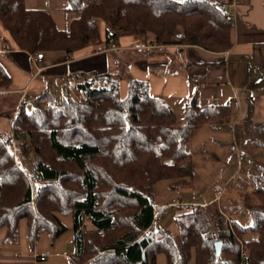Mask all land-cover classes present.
Segmentation results:
<instances>
[{
  "label": "trees",
  "instance_id": "16d2710c",
  "mask_svg": "<svg viewBox=\"0 0 264 264\" xmlns=\"http://www.w3.org/2000/svg\"><path fill=\"white\" fill-rule=\"evenodd\" d=\"M65 1L64 11L71 15L65 28L56 26L49 9L27 7L25 0H0V24L17 48L30 54L69 57L89 46L93 51L115 46L126 35L210 52L233 44L231 17L219 7L225 0ZM120 78L86 75L74 84L76 96L69 92L60 107L36 105L27 111L21 104L12 121L21 151L34 138L45 137L75 175L46 161L34 147L30 176L35 182L29 184L0 132V228L5 238L14 241L24 221L31 247L42 231L53 239L66 228L58 216L66 212L75 244L69 264H156L160 251L165 264H187L191 256L194 264H264V171L252 176V190L242 203L252 217L248 226L225 212L218 195L179 212L175 235L153 226L155 183L194 177L187 149L192 130L212 122L220 110L229 119L227 105L200 106L194 96L185 100V121L179 122L169 105L151 95L145 80L128 77L127 94L120 98ZM9 82L0 63V89ZM250 126L264 138V122ZM68 178L77 181L80 193L66 187ZM250 232L257 236L247 239ZM216 242H221L219 255Z\"/></svg>",
  "mask_w": 264,
  "mask_h": 264
},
{
  "label": "crops",
  "instance_id": "0c3cea01",
  "mask_svg": "<svg viewBox=\"0 0 264 264\" xmlns=\"http://www.w3.org/2000/svg\"><path fill=\"white\" fill-rule=\"evenodd\" d=\"M234 2L229 7L233 44L223 52L188 45H165L158 51L148 46L150 41L143 43L126 35L119 38L117 45L104 50L93 51L89 46L69 57L44 54L34 60L35 54L19 50L0 24V63L10 77L9 84L0 89V96L13 99L17 109L29 100L36 103L41 94L52 96L51 91L56 89L68 94L86 75L110 73L121 76L120 98L127 94V78L134 77L147 81L151 95L169 105L177 116L178 111L183 115L185 100L195 96L200 106L227 105L230 116L234 110L236 122H264V0ZM247 89L257 92L255 101L248 98ZM9 114L10 106L0 100L2 134L12 130L15 113ZM18 235L20 244H13L5 238V228H0V264H37L33 255L48 253L29 247L24 221Z\"/></svg>",
  "mask_w": 264,
  "mask_h": 264
},
{
  "label": "rangeland",
  "instance_id": "374dc122",
  "mask_svg": "<svg viewBox=\"0 0 264 264\" xmlns=\"http://www.w3.org/2000/svg\"><path fill=\"white\" fill-rule=\"evenodd\" d=\"M25 2L29 7L49 9L58 28H65L71 16L64 11V7L67 6L65 0H25ZM58 90L51 91L52 96L48 94L36 103L29 100L27 105H22L27 111L37 106L42 108L48 104L60 107L61 100L66 97L67 93L64 91L60 93ZM70 93L76 96L77 91L71 88ZM0 100L10 106L9 115L15 113L11 119L13 121L22 105L16 109L13 99L0 96ZM231 105L233 106V103ZM226 113L225 110H220L212 122L193 129L187 143V149L191 152L194 164L192 179H160L155 183L153 200L157 204V208L154 211L153 226L156 230L162 229L175 235L178 232L175 217L179 212L190 209L187 205L210 203L215 200L216 195L220 200L218 202L231 218L242 226L252 223V217L249 211L242 207V203L247 201L246 193L250 194L252 190L253 183L250 181L252 176L264 171V138L257 133L256 128L246 125V119L236 122L234 110L229 119H227ZM177 114L179 122H184V113L181 115L178 111ZM4 134L7 135V141L11 145L13 160L18 169L23 171L24 176L26 175L29 184L33 185L35 182L30 176L32 173L31 163L35 156L32 150L34 147L35 152L42 155L46 161L60 167L61 170H66L65 172L68 174H76L69 164L56 158L54 152L48 147L45 137L34 138L30 142V147L21 151V147H18L19 141L12 136L13 129L10 133ZM76 182L74 178H68L66 187L80 193ZM161 205L163 208H159ZM58 216L66 228L53 239L50 238L47 231L40 233L35 248L38 247L39 252L47 250L50 255L44 260L37 261V264H69V255L75 251V244L72 241V217L66 212L58 213ZM86 226L90 228L89 224ZM256 236V233L250 232L247 233L246 238L252 239ZM18 237L19 235L13 244H20ZM158 237L161 238V236ZM28 245L32 248L29 243ZM165 262L164 253L158 252L156 264H165ZM187 264H194L193 256L190 257Z\"/></svg>",
  "mask_w": 264,
  "mask_h": 264
},
{
  "label": "built area",
  "instance_id": "2783aa9c",
  "mask_svg": "<svg viewBox=\"0 0 264 264\" xmlns=\"http://www.w3.org/2000/svg\"><path fill=\"white\" fill-rule=\"evenodd\" d=\"M231 5H235V2L234 0H228V1H223L219 4V7L221 9H223L230 17H231V14L232 12L229 10V7ZM148 46L158 50V51H161L163 50L164 46L163 45H157V44H154L153 42H148ZM42 58V53H36L34 56H33V59L34 60H40ZM195 82L198 83L199 82V79L198 78H195ZM247 96L248 98L251 100V101H255L257 99V92L254 90V89H247ZM2 138L3 140H8V137L6 134H3L2 135ZM49 253L47 252H44V253H41V254H34L33 255V258L35 260H44L46 259L47 257H49Z\"/></svg>",
  "mask_w": 264,
  "mask_h": 264
},
{
  "label": "water",
  "instance_id": "95a60500",
  "mask_svg": "<svg viewBox=\"0 0 264 264\" xmlns=\"http://www.w3.org/2000/svg\"><path fill=\"white\" fill-rule=\"evenodd\" d=\"M220 247H221V242H216L215 243V251H216L217 255L220 254Z\"/></svg>",
  "mask_w": 264,
  "mask_h": 264
},
{
  "label": "bare ground",
  "instance_id": "6f19581e",
  "mask_svg": "<svg viewBox=\"0 0 264 264\" xmlns=\"http://www.w3.org/2000/svg\"><path fill=\"white\" fill-rule=\"evenodd\" d=\"M164 46V45H163ZM42 57H43V55H42Z\"/></svg>",
  "mask_w": 264,
  "mask_h": 264
}]
</instances>
